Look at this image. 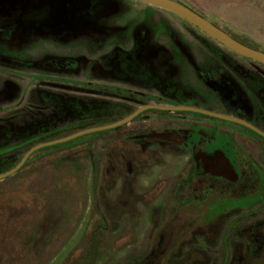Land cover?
Returning a JSON list of instances; mask_svg holds the SVG:
<instances>
[{
    "label": "flooded vegetation",
    "instance_id": "af4514ba",
    "mask_svg": "<svg viewBox=\"0 0 264 264\" xmlns=\"http://www.w3.org/2000/svg\"><path fill=\"white\" fill-rule=\"evenodd\" d=\"M28 71V91L15 97L7 74ZM0 73V171L45 137L69 134L71 121L129 115L95 134L109 130L132 167L175 154L143 250L123 264H264V63L143 0H0ZM83 134L32 150L19 168L38 150L86 142ZM28 136L37 141L6 168L2 153ZM131 183L116 200L138 199Z\"/></svg>",
    "mask_w": 264,
    "mask_h": 264
},
{
    "label": "rangeland",
    "instance_id": "374dc122",
    "mask_svg": "<svg viewBox=\"0 0 264 264\" xmlns=\"http://www.w3.org/2000/svg\"><path fill=\"white\" fill-rule=\"evenodd\" d=\"M177 1L264 51V0ZM24 74H7L17 81L15 97L28 91L30 72ZM15 97L4 100L2 108L13 105ZM91 123L71 121L61 132ZM95 133L83 134L86 142L62 150H38L0 178V264H123L142 252L147 214L162 206L168 192L162 180L174 177L178 160L173 153L164 154L163 162L146 156L145 165L132 167L126 153L122 158L115 151L109 130ZM36 141L33 136L21 145L8 140L7 146L14 147L2 153L5 167ZM129 180L138 199L116 200Z\"/></svg>",
    "mask_w": 264,
    "mask_h": 264
},
{
    "label": "water",
    "instance_id": "95a60500",
    "mask_svg": "<svg viewBox=\"0 0 264 264\" xmlns=\"http://www.w3.org/2000/svg\"><path fill=\"white\" fill-rule=\"evenodd\" d=\"M143 1L153 3L156 5L165 7L169 10H172L176 14L180 15L184 19L188 20L192 24L199 27L201 30H203L208 35L212 36L213 38H215L217 41L224 44L225 46H227V47L231 48L232 50H235V51H237L243 55H246L248 57H251L255 60H258V61L264 63V51L253 48L251 46H248V45L238 41L237 39L233 38L232 36L227 34L225 31H223L222 29H220L219 27H217L216 25H214L213 23H211L210 21H208L207 19H205L201 15L197 14L196 12L191 10L190 8L186 7L182 3L178 2L177 0H143ZM214 114L217 116L228 118V116H224V115H220V114H216V113H214ZM129 116H131V115H129ZM129 116H127L126 118L119 120V121L110 122V123H106V124H102V125L89 126L86 128L78 129L76 131H73L69 134L63 135L61 137H57L54 139H49V140H45V141L33 144L22 154L21 158L14 165H12L11 167H9L3 171H0V178L14 172L17 168H19L20 164L25 159L27 154L29 152H31L32 150L38 148V147L48 145V144H52V143L61 142V141L70 139L72 137H75L77 135H80V134H83L86 132L111 127L115 124H118V123L126 120Z\"/></svg>",
    "mask_w": 264,
    "mask_h": 264
},
{
    "label": "trees",
    "instance_id": "16d2710c",
    "mask_svg": "<svg viewBox=\"0 0 264 264\" xmlns=\"http://www.w3.org/2000/svg\"><path fill=\"white\" fill-rule=\"evenodd\" d=\"M69 141H71V140H69ZM61 143H65V142H61ZM58 144H60V143H58ZM54 145H56V144H54Z\"/></svg>",
    "mask_w": 264,
    "mask_h": 264
},
{
    "label": "crops",
    "instance_id": "0c3cea01",
    "mask_svg": "<svg viewBox=\"0 0 264 264\" xmlns=\"http://www.w3.org/2000/svg\"><path fill=\"white\" fill-rule=\"evenodd\" d=\"M5 177V176H4ZM2 178V177H1Z\"/></svg>",
    "mask_w": 264,
    "mask_h": 264
}]
</instances>
